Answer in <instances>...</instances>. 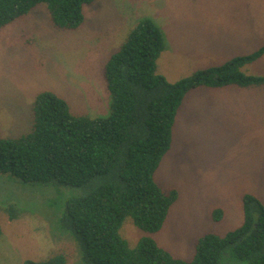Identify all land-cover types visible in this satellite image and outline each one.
Returning <instances> with one entry per match:
<instances>
[{
  "label": "rangeland",
  "instance_id": "1",
  "mask_svg": "<svg viewBox=\"0 0 264 264\" xmlns=\"http://www.w3.org/2000/svg\"><path fill=\"white\" fill-rule=\"evenodd\" d=\"M141 19L162 33L156 71L170 83L264 47V0H94L75 30L56 28L47 5L39 4L0 29V137L32 131L34 102L45 91L62 98L75 117L108 116L104 66ZM241 71L264 76V52ZM236 92H187L154 173L158 186L175 189L178 197L157 233L127 218L120 234L129 246L152 237L174 257L189 260L201 236H223L241 225L244 194L264 204V85ZM63 188L11 176L0 180V264L57 254L66 264H79L74 241L60 234L55 221L64 199L84 191ZM8 205L17 207L19 218L9 219ZM216 209L223 212L219 221L212 219Z\"/></svg>",
  "mask_w": 264,
  "mask_h": 264
},
{
  "label": "trees",
  "instance_id": "2",
  "mask_svg": "<svg viewBox=\"0 0 264 264\" xmlns=\"http://www.w3.org/2000/svg\"><path fill=\"white\" fill-rule=\"evenodd\" d=\"M93 1L0 0V29L44 3L56 28L75 30L84 21V7ZM163 51L160 29L141 19L104 66L111 97L106 117H75L62 98L40 93L32 131L18 138L0 137V180L11 176L24 183L84 191L64 199L55 221L60 234L74 241L79 264H264V204L251 193L242 196L241 225L223 236H201L189 260L174 257L152 237L131 247L120 234L127 218L138 229L157 233L178 197L173 188L163 191L154 173L170 147L176 112L187 92L264 85V76L241 71L260 58L264 47L174 83L156 71ZM18 211L14 205L4 207L10 220L19 218ZM222 216L216 209L212 219ZM23 264H66V258L57 254Z\"/></svg>",
  "mask_w": 264,
  "mask_h": 264
},
{
  "label": "crops",
  "instance_id": "3",
  "mask_svg": "<svg viewBox=\"0 0 264 264\" xmlns=\"http://www.w3.org/2000/svg\"><path fill=\"white\" fill-rule=\"evenodd\" d=\"M249 88H256V86H250V87H247V88H240V87H237V86H234V85H228V86H224V87H221V88H213V89L216 90V91H220V92L224 91L225 93H227V91H231L233 93H235L237 91L238 93H241V91L247 90Z\"/></svg>",
  "mask_w": 264,
  "mask_h": 264
}]
</instances>
